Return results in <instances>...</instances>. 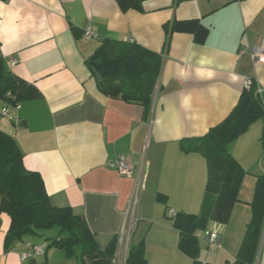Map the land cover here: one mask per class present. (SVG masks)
<instances>
[{
	"label": "crops",
	"instance_id": "1",
	"mask_svg": "<svg viewBox=\"0 0 264 264\" xmlns=\"http://www.w3.org/2000/svg\"><path fill=\"white\" fill-rule=\"evenodd\" d=\"M185 19L207 28L203 43L164 27ZM85 26L94 37L82 36ZM105 37L132 38L162 54L146 119L142 105L104 95L85 63ZM262 38L264 0H143L141 10L126 11L116 0H0V55L9 71L41 93L10 107L13 119L0 117V129L15 139L23 165L40 173L49 202L83 216L100 248L116 237L115 256L123 255L143 240L146 264H192L177 247L178 231L166 210L199 211L206 164L198 153H183L179 141L220 122L236 104L244 77L261 88L264 99V64L242 50ZM262 121L230 145L245 175L229 220L221 224L220 246L205 241L204 252L199 246V264L235 259L251 217L256 176L264 173ZM119 156L130 166L129 176L111 166ZM136 189L138 221L126 239L120 230ZM9 223L0 213V264L80 263L78 248L67 257L39 235H26L4 252ZM31 245L41 253L21 260ZM253 264H264L262 235Z\"/></svg>",
	"mask_w": 264,
	"mask_h": 264
},
{
	"label": "trees",
	"instance_id": "2",
	"mask_svg": "<svg viewBox=\"0 0 264 264\" xmlns=\"http://www.w3.org/2000/svg\"><path fill=\"white\" fill-rule=\"evenodd\" d=\"M142 1L116 0V3L121 11L141 10ZM164 27L168 33H190L199 44L207 36V28L198 19L173 20ZM162 60L160 52L134 41L105 37L85 63L88 67L93 65L99 73L101 81L98 86L104 95L142 105L146 119L154 100ZM39 97L40 91L9 71L0 55V108L5 103L14 106ZM259 119L264 120V106L253 83L250 89L241 91L234 107L220 122L202 135L183 137L179 141L183 153H198L206 164L199 211H177L172 218L167 217L178 231L179 251L191 258L192 264L200 263L197 232L212 223H227L238 201L245 171L231 154L230 145ZM261 139L264 143V129ZM156 199L165 201L161 194H157ZM249 205L251 217L231 264L254 263L264 227V173L256 176ZM0 213L7 214L10 219L3 239L4 252L15 247L26 235H39L49 241L48 247L62 249L67 257L75 256L78 248L79 264H113L117 238L113 237L104 248H100L83 216L73 213L69 206L52 205L40 173L23 165L15 139L1 129ZM54 229L52 235L44 236L45 231ZM124 264H146L143 240L129 246Z\"/></svg>",
	"mask_w": 264,
	"mask_h": 264
},
{
	"label": "built area",
	"instance_id": "3",
	"mask_svg": "<svg viewBox=\"0 0 264 264\" xmlns=\"http://www.w3.org/2000/svg\"><path fill=\"white\" fill-rule=\"evenodd\" d=\"M82 36L86 39H90L94 37V34L90 31L89 26L84 27V29L82 30ZM127 41L132 42L133 39L128 38ZM242 50H247L251 58L253 59V61L264 64V38L260 40L259 44L253 45V46H244ZM253 83L255 84V82L251 78L244 77L243 78V89H247V90L250 89ZM261 91H262L261 88L255 84V93L261 98L262 104L264 106V99L261 96ZM19 106L20 105L18 103L14 106H9L8 104L5 103L0 108V116L6 117L8 119H13L12 114L9 112V108L11 107V108L17 109L19 108ZM263 148H264V143H263ZM111 166H113L117 170L119 175L121 176H129L131 173L130 166L126 163L123 156H119L111 164ZM262 166L264 168V155L262 157ZM136 192H137V189L135 190L134 195L129 202V207L131 209L130 216L125 221L124 225L121 227V230H120L121 236L126 239L130 237L138 221L136 216H134V208L136 205ZM175 213L176 211L172 208H168L166 210V215L169 218H172L175 215ZM220 228H221V224L213 223L210 227L204 229V239L209 246H216V247L220 246ZM125 251L123 255L119 254L117 256H114L113 264H124L125 263L127 247L125 248ZM39 253H41V248L38 245H31L27 248V250L20 253V259L26 260Z\"/></svg>",
	"mask_w": 264,
	"mask_h": 264
},
{
	"label": "rangeland",
	"instance_id": "4",
	"mask_svg": "<svg viewBox=\"0 0 264 264\" xmlns=\"http://www.w3.org/2000/svg\"><path fill=\"white\" fill-rule=\"evenodd\" d=\"M257 122V123H256ZM253 124V123H252ZM251 124V125H252ZM255 124H260L261 126H262V124H263V121L262 120H256L255 122H254V125H252V126H255ZM250 125V126H251ZM263 132V131H262ZM263 155H264V149H263ZM138 192H136V199H137V196H138V194H137ZM55 232V229L54 230H51V231H45V233H44V236H50V235H52L53 233ZM197 237H198V242H199V246H200V248H201V251L202 252H204V250H205V239H204V230H199L198 232H197ZM215 248V247H214ZM78 250V249H77ZM76 257H72V263L73 262H75V261H78V259H76ZM74 264V263H73Z\"/></svg>",
	"mask_w": 264,
	"mask_h": 264
},
{
	"label": "water",
	"instance_id": "5",
	"mask_svg": "<svg viewBox=\"0 0 264 264\" xmlns=\"http://www.w3.org/2000/svg\"><path fill=\"white\" fill-rule=\"evenodd\" d=\"M89 69H90L96 83L99 84L101 81V77H100L99 73L97 72V70L95 69V67L93 65H90ZM263 237H264V227H263V232H262V240H263Z\"/></svg>",
	"mask_w": 264,
	"mask_h": 264
}]
</instances>
